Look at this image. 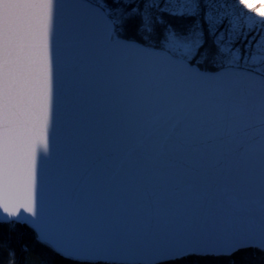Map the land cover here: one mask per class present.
Returning a JSON list of instances; mask_svg holds the SVG:
<instances>
[{"label": "water", "instance_id": "water-1", "mask_svg": "<svg viewBox=\"0 0 264 264\" xmlns=\"http://www.w3.org/2000/svg\"><path fill=\"white\" fill-rule=\"evenodd\" d=\"M64 3L46 225L125 253V264H147L154 244L225 217L236 226L264 221L258 94L237 108L238 98L223 94L227 83H181L164 61L106 50L100 35L85 45L76 30L80 0Z\"/></svg>", "mask_w": 264, "mask_h": 264}, {"label": "snow or ice", "instance_id": "snow-or-ice-1", "mask_svg": "<svg viewBox=\"0 0 264 264\" xmlns=\"http://www.w3.org/2000/svg\"><path fill=\"white\" fill-rule=\"evenodd\" d=\"M64 0H0V222L27 223L62 264H125L127 255L48 227L43 189L62 97ZM76 30L88 45L97 35L109 51L167 63L185 84H224L237 108L258 94L264 117V0H80ZM147 34L151 43L123 36ZM180 21L167 23L165 19ZM163 24L158 32L156 25ZM211 55L214 70L201 71ZM41 153L45 155L41 156ZM29 214V215H24ZM264 264V221L236 226L225 217L154 244L147 264Z\"/></svg>", "mask_w": 264, "mask_h": 264}, {"label": "trees", "instance_id": "trees-1", "mask_svg": "<svg viewBox=\"0 0 264 264\" xmlns=\"http://www.w3.org/2000/svg\"><path fill=\"white\" fill-rule=\"evenodd\" d=\"M178 24L177 21L165 19V24ZM123 36H132L139 39L144 35L145 44L151 43L147 34H137L130 29L133 27L132 21L125 23ZM157 31L163 30V24L156 25ZM209 70H214L212 62L200 65ZM249 259L247 253L235 254L233 264H246ZM0 264H62L60 258L44 243L37 240L36 233L28 226L21 223L0 222Z\"/></svg>", "mask_w": 264, "mask_h": 264}, {"label": "rangeland", "instance_id": "rangeland-1", "mask_svg": "<svg viewBox=\"0 0 264 264\" xmlns=\"http://www.w3.org/2000/svg\"><path fill=\"white\" fill-rule=\"evenodd\" d=\"M256 2H259V0H256ZM131 21H132L133 27L138 26L139 23H140V21H139L138 18H135V19H133V20H131ZM177 22H178V24L181 23L180 21H177ZM210 61H212V57H211V55L208 57V60H207L205 63H208V62H210ZM200 68H202L203 70H209V69H206V68H204V67H200Z\"/></svg>", "mask_w": 264, "mask_h": 264}]
</instances>
